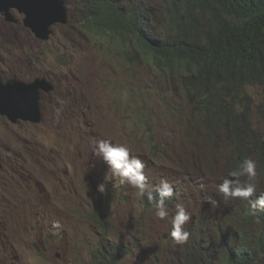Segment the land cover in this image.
Masks as SVG:
<instances>
[{
	"label": "rangeland",
	"instance_id": "1",
	"mask_svg": "<svg viewBox=\"0 0 264 264\" xmlns=\"http://www.w3.org/2000/svg\"><path fill=\"white\" fill-rule=\"evenodd\" d=\"M83 1L66 0L68 22L54 24L44 41L24 26V15L17 10L11 11L16 22L0 13L3 79L44 77L55 86L41 94L39 123H11L0 115V264H92L101 235L127 248L117 264H172L173 250L182 256L185 250L172 239L165 249L170 224L155 219L153 209L130 186L112 178L93 150L97 141L110 139L177 179L182 172L192 175L191 181L183 179L193 197L185 205L191 212L207 206V197L214 199L206 174L215 160L212 155L206 163L200 160L160 105L162 98L183 110L184 117L193 114L192 106L185 107L177 78H167L150 60L133 57L132 51L117 52L118 40L110 35L83 29ZM159 2L150 0L158 34L164 24ZM247 91L255 102L262 99L260 87ZM252 116L253 126L264 134V118ZM147 126L179 161L152 155ZM101 183L112 200L104 233L96 232L85 216L92 210V188ZM169 213L170 219L174 212ZM56 221L59 229L52 227Z\"/></svg>",
	"mask_w": 264,
	"mask_h": 264
},
{
	"label": "trees",
	"instance_id": "2",
	"mask_svg": "<svg viewBox=\"0 0 264 264\" xmlns=\"http://www.w3.org/2000/svg\"><path fill=\"white\" fill-rule=\"evenodd\" d=\"M80 8L83 29L110 35L118 40L117 52L132 51L167 78L176 77L192 116L199 115L188 120V135L200 133L206 144L223 139L231 146L230 169L251 157L264 185V137L253 128L247 109L240 108L252 103L247 88L260 87L258 107L264 116V0H160L164 24L159 34L150 0H84ZM94 193L88 216L94 225L104 224L111 205L105 194ZM235 213L237 220L229 225L201 218L188 226L183 256L173 250L172 264H264V212L254 215L247 205ZM172 244L168 234L165 249ZM126 249L103 242L92 264H117Z\"/></svg>",
	"mask_w": 264,
	"mask_h": 264
},
{
	"label": "clouds",
	"instance_id": "3",
	"mask_svg": "<svg viewBox=\"0 0 264 264\" xmlns=\"http://www.w3.org/2000/svg\"><path fill=\"white\" fill-rule=\"evenodd\" d=\"M64 1L65 8L67 9L66 0ZM42 93L44 94L46 92L42 91L41 94ZM248 94L252 99V103L249 107L246 106L240 108L247 109L248 119L253 126L252 113H256V115L264 118L258 107V104L262 99L259 102H255L251 94L249 92ZM159 101L167 118L179 130L181 129L182 135L188 144L189 149L195 151L196 154H198L199 159L205 163L211 155L215 160V166L211 167L210 171L206 174L215 191L214 199L212 197L206 198V202L208 203L207 206L203 205L198 210L192 212L188 209L186 210L185 205L187 201L189 199L193 200L188 185L183 181V179L191 181L193 180V176L186 172H182V177L177 179L175 175L167 174L165 171L157 169L154 164L151 165L146 158L132 153V148H128L123 144L116 145L110 139H101L97 141L92 154L101 159L108 166L112 178L119 179L120 185L130 186L135 191L136 196L144 202V205L153 209V216L155 219L159 221H167L170 224V230L167 229L164 234H169L176 245L183 247L188 243L190 237L188 226L192 227L197 219L205 218L211 224H213L215 219H218L223 221L225 225H229L228 222H235L237 220L235 212H241L242 208L247 205H249V208L254 215L259 212H264V192H262V190H264V185L263 182L260 181L257 172V162L251 159V157L244 158L239 163L238 167L230 169L232 163L230 155L231 146L226 145L223 139L216 144H206L200 133H195L190 136L188 135V120L197 119L199 115L184 117L182 115L183 110L180 111L176 107H171V105L168 104H165L164 106L165 100L162 98L159 99ZM187 106L189 105L185 102V107ZM253 128L264 137L262 132H259L254 126ZM146 129L151 141V146L149 148L155 158L167 161H179V159L172 156L168 151V148L165 147V143L159 141L155 137L149 126H147ZM196 129L197 132H201L197 123ZM200 143L205 146V151L199 148L198 144ZM183 161L185 160L183 159ZM187 161H191V157H187ZM95 189L100 194H105L103 200H108L106 185L101 183L97 188H92L91 202L93 194H95ZM256 192H262V194L259 196L255 194ZM168 198H172L170 205L166 204V199ZM109 203L112 206L111 199H109ZM169 210L174 212L170 219ZM111 215L112 211L107 220L103 221L104 224L100 223L94 225L96 232L104 233L108 230ZM192 215L194 216L193 222H190ZM85 216H88V214ZM242 217H240L241 221ZM90 222L92 223V221ZM106 222L107 225H105ZM52 227L54 229H59L61 225L56 221L53 222ZM243 228L247 229V226H243ZM101 236L100 244L103 242L107 244L115 243L106 240L108 236Z\"/></svg>",
	"mask_w": 264,
	"mask_h": 264
},
{
	"label": "water",
	"instance_id": "4",
	"mask_svg": "<svg viewBox=\"0 0 264 264\" xmlns=\"http://www.w3.org/2000/svg\"><path fill=\"white\" fill-rule=\"evenodd\" d=\"M12 9L24 15V26L40 40H48L55 23L69 20L64 0H0V13L9 21H17ZM55 86L44 77L31 81L18 78L4 80L0 74V115L10 122L19 120L39 123L42 119L41 92H50Z\"/></svg>",
	"mask_w": 264,
	"mask_h": 264
}]
</instances>
